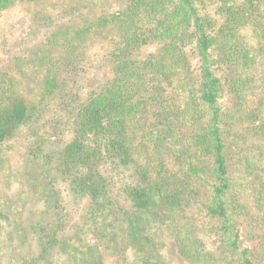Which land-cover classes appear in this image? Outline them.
<instances>
[{
  "label": "rangeland",
  "instance_id": "1",
  "mask_svg": "<svg viewBox=\"0 0 264 264\" xmlns=\"http://www.w3.org/2000/svg\"><path fill=\"white\" fill-rule=\"evenodd\" d=\"M130 1L16 0L0 14V91H8L7 105L25 101L35 111L27 125L0 143V264H191L161 225L151 223L139 236L131 228L135 214L123 188L129 179L117 180L110 204L98 209L90 197L76 193L57 168L58 152L74 138L72 108L101 93L113 78L115 39ZM203 2L201 13L217 22L209 33L217 36L223 23L219 4ZM90 25L76 43L72 37ZM252 28L237 31V40L256 56L251 68H245L249 82L242 93L232 90L235 68L216 61L218 48H213L212 59L217 76L226 80L221 105L254 116V123L247 117L252 124L234 125L229 146L234 196L243 208L242 245L264 262V186L252 165L246 166V159L264 163V138L252 126L264 119V46ZM156 50V45L147 46L140 58ZM186 53L195 76L199 62L194 47L188 46ZM186 72L177 63L172 86L166 89L179 111L187 102ZM47 77L57 80L52 93L45 89ZM134 154L140 162L149 161L145 149ZM101 170L108 172L106 167ZM187 215L193 216L203 248L214 252L220 236L217 225L197 207Z\"/></svg>",
  "mask_w": 264,
  "mask_h": 264
},
{
  "label": "trees",
  "instance_id": "2",
  "mask_svg": "<svg viewBox=\"0 0 264 264\" xmlns=\"http://www.w3.org/2000/svg\"><path fill=\"white\" fill-rule=\"evenodd\" d=\"M15 1L0 0V14ZM203 1H130L115 39L113 78L101 93L72 108L74 138L58 152L57 168L75 192L90 197L98 209L111 201L117 180L129 179L123 188L135 214L131 228L139 236L151 223L161 225L191 264H264L242 245L243 208L234 196L229 146L234 125L247 123V117L254 123V116L221 105L226 80L214 68L216 61L227 69L233 66L237 80L230 81L232 90L237 94L247 88L249 72L245 70L256 56L237 40V31L253 27L264 46V0H212L219 4L217 13L223 19L217 36L209 33L217 22L201 13ZM90 26L72 37L76 43ZM151 45H156L155 53L140 58ZM190 45L199 62L195 76L186 53ZM213 48L220 50L215 62ZM177 63L187 70L188 96L181 111L166 90L172 86L171 72ZM56 85V78H46L47 92L52 93ZM7 102L8 91L2 89L0 143L27 125L35 113L25 101ZM252 126L264 138V119ZM137 149L146 150L148 162L135 158ZM262 160L255 165L246 159V166L252 165L264 186ZM102 167L108 172H102ZM195 207L217 225L220 236L214 252L204 249L195 235L193 216L187 215Z\"/></svg>",
  "mask_w": 264,
  "mask_h": 264
}]
</instances>
